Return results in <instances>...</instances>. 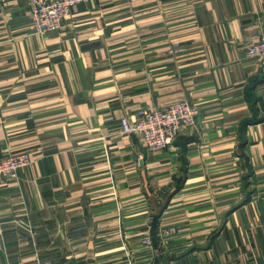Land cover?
I'll list each match as a JSON object with an SVG mask.
<instances>
[{"label": "crops", "instance_id": "crops-1", "mask_svg": "<svg viewBox=\"0 0 264 264\" xmlns=\"http://www.w3.org/2000/svg\"><path fill=\"white\" fill-rule=\"evenodd\" d=\"M261 38L264 0H89L45 35L0 0V160L32 158L0 177V264H264ZM181 100L162 152L122 133Z\"/></svg>", "mask_w": 264, "mask_h": 264}, {"label": "built area", "instance_id": "built-area-1", "mask_svg": "<svg viewBox=\"0 0 264 264\" xmlns=\"http://www.w3.org/2000/svg\"><path fill=\"white\" fill-rule=\"evenodd\" d=\"M88 1L29 0L34 29L41 35L61 31L73 8ZM174 52L179 54L181 49L176 45ZM245 59L258 61L264 72V38L246 48ZM199 115L198 106L187 100H181L163 109L144 108L138 112L134 123L126 118L122 119L121 128L123 134H135L148 153H159L174 144L184 127L196 124ZM31 165L32 158L28 152L10 155L0 160V177L17 179L19 172ZM174 233V229H169L164 231L163 235L168 237ZM143 244L147 248L153 247L152 234L145 235ZM39 264L54 263L44 261Z\"/></svg>", "mask_w": 264, "mask_h": 264}, {"label": "trees", "instance_id": "trees-1", "mask_svg": "<svg viewBox=\"0 0 264 264\" xmlns=\"http://www.w3.org/2000/svg\"><path fill=\"white\" fill-rule=\"evenodd\" d=\"M154 229H155V227H153V229H152V236H153V239H154V242H155V236L153 235L154 234Z\"/></svg>", "mask_w": 264, "mask_h": 264}]
</instances>
